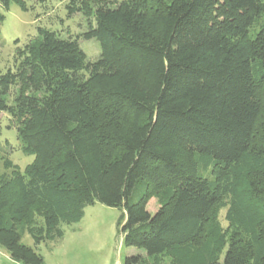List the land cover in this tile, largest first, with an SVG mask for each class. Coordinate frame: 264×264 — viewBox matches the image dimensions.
Segmentation results:
<instances>
[{
  "label": "trees",
  "instance_id": "1",
  "mask_svg": "<svg viewBox=\"0 0 264 264\" xmlns=\"http://www.w3.org/2000/svg\"><path fill=\"white\" fill-rule=\"evenodd\" d=\"M12 2L27 9L0 0V26ZM68 9L90 18L96 60L40 27L0 72V116L34 155L0 175V247L45 264L23 236L62 238L100 202L121 209L124 244L142 249L124 264H264V0Z\"/></svg>",
  "mask_w": 264,
  "mask_h": 264
},
{
  "label": "rangeland",
  "instance_id": "2",
  "mask_svg": "<svg viewBox=\"0 0 264 264\" xmlns=\"http://www.w3.org/2000/svg\"><path fill=\"white\" fill-rule=\"evenodd\" d=\"M89 1L94 5L103 0ZM69 3L70 0H25L27 9L15 2L11 3L9 10L1 9L6 18L0 26V72L14 67L17 49L36 38L40 27L55 31L65 38H78L88 60H96L101 54L100 42L96 38L87 39L83 36L89 28L90 18L81 12L71 14ZM33 159L34 155L23 153L17 129L11 125L9 114H1L0 175L12 171L6 168L7 161L23 170ZM202 173L210 175L209 170ZM137 197L135 192L133 199ZM158 208L157 199L152 198L148 210L154 213ZM225 212L226 209H222L220 216L224 226L227 225ZM120 214V208L97 202L85 208L81 221L62 226V238L36 244L26 233L22 242L41 253L45 264H124L127 256L141 253L142 249L124 244L117 225ZM0 264L20 263L0 247Z\"/></svg>",
  "mask_w": 264,
  "mask_h": 264
}]
</instances>
